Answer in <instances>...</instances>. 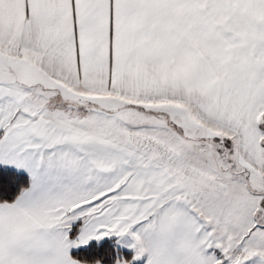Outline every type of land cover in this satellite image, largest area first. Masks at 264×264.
Listing matches in <instances>:
<instances>
[{"label":"snow or ice","instance_id":"snow-or-ice-1","mask_svg":"<svg viewBox=\"0 0 264 264\" xmlns=\"http://www.w3.org/2000/svg\"><path fill=\"white\" fill-rule=\"evenodd\" d=\"M0 264H264V0H0Z\"/></svg>","mask_w":264,"mask_h":264}]
</instances>
